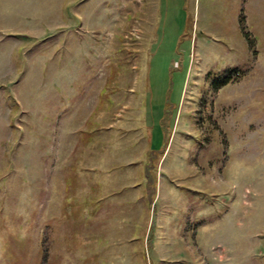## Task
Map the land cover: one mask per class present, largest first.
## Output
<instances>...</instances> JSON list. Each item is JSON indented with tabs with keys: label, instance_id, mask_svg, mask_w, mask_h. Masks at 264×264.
Here are the masks:
<instances>
[{
	"label": "rangeland",
	"instance_id": "374dc122",
	"mask_svg": "<svg viewBox=\"0 0 264 264\" xmlns=\"http://www.w3.org/2000/svg\"><path fill=\"white\" fill-rule=\"evenodd\" d=\"M60 2L0 0V264H264V0Z\"/></svg>",
	"mask_w": 264,
	"mask_h": 264
},
{
	"label": "crops",
	"instance_id": "0c3cea01",
	"mask_svg": "<svg viewBox=\"0 0 264 264\" xmlns=\"http://www.w3.org/2000/svg\"><path fill=\"white\" fill-rule=\"evenodd\" d=\"M54 3H57L58 5L57 6H59L60 4L62 5V3H64L63 1H62V3L60 2V0H54ZM60 13V12H59ZM145 171V170H144ZM143 171V172H144ZM147 181V180H146ZM147 183V182H146ZM132 185V184H131ZM137 184H134L133 186H129V187H135ZM152 185H153V193L150 195V197L149 198H146L145 197V195H144V193L143 192H139V191H137V192H131L129 195H126V199H127V201H133V202H135V204L137 203H139V204H142V203H148V204H152L153 203V201L156 199V187H155V185H154V182H152ZM108 197V196H107ZM125 199V198H124ZM104 209V205H98V208H97V211L95 212V213H97L98 215H95L94 214V216L95 217H97V216H99V219H100V216H101V213H102V210ZM89 210H90V207H89ZM91 217H92V215H91ZM159 222H157V224H158ZM99 225L101 226V222H99ZM156 228V227H155ZM158 228H160V226L158 227Z\"/></svg>",
	"mask_w": 264,
	"mask_h": 264
},
{
	"label": "trees",
	"instance_id": "16d2710c",
	"mask_svg": "<svg viewBox=\"0 0 264 264\" xmlns=\"http://www.w3.org/2000/svg\"><path fill=\"white\" fill-rule=\"evenodd\" d=\"M218 78V77H217ZM224 80H226V79H216L215 81H212V86H214L215 88L216 87H218L219 85H221L222 84V82L224 81Z\"/></svg>",
	"mask_w": 264,
	"mask_h": 264
}]
</instances>
